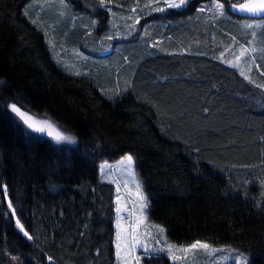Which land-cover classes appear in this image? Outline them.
<instances>
[{"label":"trees","instance_id":"1","mask_svg":"<svg viewBox=\"0 0 264 264\" xmlns=\"http://www.w3.org/2000/svg\"><path fill=\"white\" fill-rule=\"evenodd\" d=\"M31 1L0 0V264H117L115 188L99 165L127 155L149 219L171 243L206 242L264 264V90L212 55L211 35L225 34L199 28L196 12L117 46L130 81L112 99L57 65L24 16ZM66 1L101 23L107 6L128 10L135 0ZM197 2L173 12L191 14ZM163 34L176 39L170 48L190 51L153 49ZM12 105L49 119L75 145L35 135Z\"/></svg>","mask_w":264,"mask_h":264},{"label":"rangeland","instance_id":"2","mask_svg":"<svg viewBox=\"0 0 264 264\" xmlns=\"http://www.w3.org/2000/svg\"><path fill=\"white\" fill-rule=\"evenodd\" d=\"M194 1L199 2L193 13L177 16L173 12L188 8ZM244 2L186 0L180 7H170L173 0H135L128 10L105 5L108 15L101 23L84 12L74 10L66 0H32L23 13L45 34L53 58L61 69L91 79L106 97L118 99L125 94L124 88H127L130 76L117 67V46L127 44L131 38L141 40L148 39L147 34L149 38L154 36L156 26L162 23L176 27L196 12L200 13L199 28L214 27L225 34V38L216 33L211 35L212 55L236 69L246 81L264 90V19L240 17L237 12ZM218 4L223 7H217ZM79 33L89 39L77 42L75 39ZM171 40L176 41L163 34L151 44L161 53L190 51L181 47L170 48ZM243 49L248 51L241 56ZM25 115L31 118L27 123L17 114L26 126L31 123L45 129L40 132L29 127L35 135L55 145H75L73 140H57V133L68 136L49 119ZM127 156L99 165L101 181L115 188L117 264H143L145 258L152 257H164L170 264H250L249 256L232 248H218L206 242L200 243L207 244V249L192 248L197 242L186 246L171 243L166 228L150 221L148 196L137 173L135 159L130 155L132 163L129 165ZM17 227L24 234L25 229H21L20 223Z\"/></svg>","mask_w":264,"mask_h":264},{"label":"snow or ice","instance_id":"3","mask_svg":"<svg viewBox=\"0 0 264 264\" xmlns=\"http://www.w3.org/2000/svg\"><path fill=\"white\" fill-rule=\"evenodd\" d=\"M186 2V0H179V2H175V0H173V3H171L169 6L170 7H180L181 5H183ZM217 7L222 8L223 5L218 4ZM242 10H246L252 13H259V12H264V0H254L253 3L251 4H247V5H243L242 6ZM248 49H243L240 52V55L243 56L245 54V52H247ZM243 74V73H242ZM12 110L14 112H16L22 119L25 120V122L27 123L31 118L27 117L25 115V113L21 112V110L19 108L16 107V105H12ZM29 127H33L35 128L36 131H40L43 132L45 129L43 127H36L34 124L29 123ZM51 134V133H49ZM56 139L57 140H72L71 137H65L60 135L59 133H57L56 135ZM126 160L128 161L129 165H131L132 163V157L129 155L126 157ZM17 223L19 224V221H17ZM21 229L23 230V226L21 225ZM162 231V229H161ZM24 235L28 237V239H31L32 237L28 234L27 231L24 232ZM201 247V248H205L207 249L209 246L207 244H202L200 242H197L196 244H193L191 247L192 248H196V247Z\"/></svg>","mask_w":264,"mask_h":264},{"label":"water","instance_id":"4","mask_svg":"<svg viewBox=\"0 0 264 264\" xmlns=\"http://www.w3.org/2000/svg\"><path fill=\"white\" fill-rule=\"evenodd\" d=\"M254 0H247L243 4L240 5L237 14L246 19H264V12H259V13H252L246 10H242L243 5L251 4L253 3Z\"/></svg>","mask_w":264,"mask_h":264}]
</instances>
